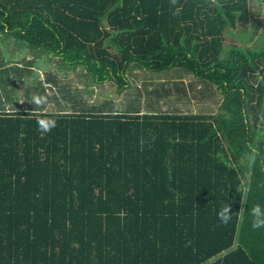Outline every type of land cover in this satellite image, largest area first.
Returning <instances> with one entry per match:
<instances>
[{"label": "trees", "instance_id": "trees-1", "mask_svg": "<svg viewBox=\"0 0 264 264\" xmlns=\"http://www.w3.org/2000/svg\"><path fill=\"white\" fill-rule=\"evenodd\" d=\"M259 3L0 0V33L95 83L126 90L137 63L222 95L215 113L0 112V264H264Z\"/></svg>", "mask_w": 264, "mask_h": 264}, {"label": "rangeland", "instance_id": "rangeland-1", "mask_svg": "<svg viewBox=\"0 0 264 264\" xmlns=\"http://www.w3.org/2000/svg\"><path fill=\"white\" fill-rule=\"evenodd\" d=\"M250 4L255 8L260 3L259 0H250ZM228 35L230 37L233 35L238 43L241 42L246 33L238 31ZM229 36L227 38H230ZM248 38H250L249 35L247 36ZM255 39L256 37L253 38V40ZM18 51L20 52L14 54L16 56L15 59L20 58L26 52L24 47H19ZM42 53L45 55L48 51H42ZM59 65V63L54 64L51 61L49 67L45 64V68L47 70L56 68L62 72L63 70L66 72L67 68H69L67 66L60 67ZM72 69L66 73V77L62 78V84L68 81L70 87L76 88V83L81 84L82 87L78 86V90H76L61 86L62 96L57 95L58 99L51 104L55 108H49L46 105L42 107L44 108L42 111H83V109L90 110L95 107L103 110L113 108L116 111L131 114L136 112L215 113L222 98V95L215 88L206 89L201 81H198L192 74L179 67L161 71H148L141 65L134 63L130 66L127 73L131 85L128 89H124L121 92H118L117 86L113 82L98 85L95 82H91L90 77L88 78L85 72V76L83 74L75 75L80 71H84L80 65L72 67ZM78 80H83V82ZM66 89L68 90L66 91ZM40 95H42V92ZM39 103L41 104V102ZM31 104L28 103V105ZM61 104L67 105L68 109H58ZM2 111L7 112L0 110V112Z\"/></svg>", "mask_w": 264, "mask_h": 264}, {"label": "crops", "instance_id": "crops-1", "mask_svg": "<svg viewBox=\"0 0 264 264\" xmlns=\"http://www.w3.org/2000/svg\"><path fill=\"white\" fill-rule=\"evenodd\" d=\"M19 47H24L26 52L20 58L15 59L14 54L20 52L18 51ZM27 47L25 41L6 33H0V110L44 112L42 107L46 105L49 108H55L51 104L58 99L57 95L62 96L61 86H66L68 89L70 87L68 81L62 84V78L67 76L66 73L69 70H73L71 66H67L69 68L66 72L63 70L64 73L56 68L47 70L45 64L49 67L51 61L54 64L59 63L60 67L66 66L61 63L60 56L50 51L44 55L42 51H31ZM80 74L85 76L84 71H80L75 75ZM80 81L83 82V80ZM76 84V88H70L78 90V86L82 87L81 84ZM41 92L42 95H40ZM36 100H39L41 104L36 103ZM28 103L32 104L28 105ZM58 109H68V107L61 104Z\"/></svg>", "mask_w": 264, "mask_h": 264}, {"label": "clouds", "instance_id": "clouds-1", "mask_svg": "<svg viewBox=\"0 0 264 264\" xmlns=\"http://www.w3.org/2000/svg\"><path fill=\"white\" fill-rule=\"evenodd\" d=\"M35 99V98H34ZM36 103H39V100L35 101ZM38 124L43 127L45 131H47L49 128L55 126V120L50 119L47 124L44 123V121H38ZM231 213L230 210V204H222L218 210H217V217L222 223H227L231 219ZM251 227L252 228H261L264 227V209H262L260 206H253L251 208Z\"/></svg>", "mask_w": 264, "mask_h": 264}]
</instances>
